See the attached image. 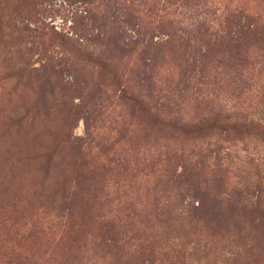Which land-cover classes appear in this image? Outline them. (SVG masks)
Masks as SVG:
<instances>
[{
  "label": "rangeland",
  "instance_id": "1",
  "mask_svg": "<svg viewBox=\"0 0 264 264\" xmlns=\"http://www.w3.org/2000/svg\"><path fill=\"white\" fill-rule=\"evenodd\" d=\"M94 1L88 4L78 0H0V264H97V258L107 253L104 246L99 248L95 238L96 200L80 202L77 197L72 217L68 220L65 216L60 217L48 192L52 183L44 185L41 182L36 171L37 161L32 158L40 145L49 141L46 135L36 137L37 134L52 126L54 133L58 134L68 124L73 136L83 137L85 117H90L94 127L91 131L116 141L114 155L109 158V161H115L104 168L106 173L100 172L94 188L103 189L108 182L112 190L119 191L114 196L117 199L115 203L121 202L123 206L131 203L145 213L151 212L146 205H152L160 208L157 213L163 211L166 213L164 218L171 219L159 230L163 217L154 215L151 220L143 214L140 219L144 227L153 228L151 234L155 239L152 249L156 264H221L231 257L239 243H246L256 235L252 226L258 220L250 216L248 209L264 195L262 141L244 139L225 144L217 142V137L202 142L180 140L172 130L156 128L153 120H148L155 118V114L146 117L135 113L131 118L126 104L118 99L120 94L114 88L111 76L103 75L98 85V67L89 63L85 68L90 69L93 75L89 78L91 91L82 94L83 104L68 92L63 96L58 84L64 76L56 67L48 71V75L54 74L51 80L57 82L55 95L48 97L52 115L49 122L43 115L42 105L35 104L40 93L34 81L23 88L21 84L31 79L22 77L24 71L17 75L14 72L24 68L41 69L43 65L49 69L59 59L70 60L76 55L80 59L79 54L71 53L75 51L69 45H81L87 50L85 52L104 53V56L116 58L114 62L118 66L115 71L128 92L135 91L136 84H140L139 90L140 86L143 90L149 89L140 94L149 95L151 107L157 108L158 103H163L165 114L171 112L190 118L204 112L205 103L197 99L192 86L197 87L199 79L207 84V76L210 84L208 87L198 84L204 87L199 92L209 98L212 89L215 94H222L221 88L215 85L218 80L214 79L221 73L228 74L225 85H230V92L234 95L241 92L237 101L247 105V112L256 118L262 117L264 72L258 69L260 57L250 61L249 57L244 59L247 63L243 66L239 49L224 40H216V34L225 24H221L220 7L211 2H219L223 8L230 2L231 6L243 1L262 13L264 0H115V11L113 1ZM23 4L35 6V10L29 13ZM26 26L30 32H24ZM33 30L36 32L32 33ZM115 33L122 34V41H118L121 49H117L111 39ZM146 43L157 44L153 48L161 46L156 57L151 49L143 52ZM240 44L247 50L249 48L248 56H259L257 52L264 47V41L252 32L243 34ZM49 56L53 61L47 62ZM150 58L154 60L150 62ZM252 61L256 64L252 65ZM247 72H250L249 77ZM18 80L20 85L13 89ZM95 88L105 92V95H99V100L92 99ZM25 105L37 107L29 115L28 123L31 121V125L18 135L10 136L3 126L4 117L9 112L15 115L24 113ZM76 105L83 108L77 115L73 112ZM72 125L75 126L73 130ZM122 127L127 132L117 135ZM232 143L234 147L228 150L231 161L223 166L226 169L225 181L228 190L240 193L238 205L246 207L235 215L226 209L215 208L218 214L210 219L212 202L205 197L201 214L195 212L192 200L185 195L189 185L183 182L184 179L182 183L167 182L157 177L164 170L172 174L176 170L177 174L181 172L182 163L175 154L179 148L192 150L195 155L200 149H207L206 153L213 157ZM244 150L262 155L241 159L238 153L244 156ZM73 155L67 147L61 157L67 163L75 160L70 158ZM200 157L183 161L187 169L185 173L188 177L198 173L200 182L210 184L211 195V189L219 191L213 182L218 179L215 174H223L224 170L213 169L212 164H216L213 159ZM199 161L202 163L198 164ZM150 162L154 168L149 166ZM59 169L58 165L56 172ZM75 173L68 174L66 186L70 190L81 182ZM155 176L158 181L153 183L151 180ZM201 188L203 191L204 185ZM163 206L166 208H161ZM201 216L207 222H200L204 229L197 223ZM126 236L133 235L129 232ZM133 244L138 243L129 240L128 248ZM252 247L255 251L243 255L239 264H264V241L254 242ZM32 250L38 252L37 258L35 256L31 263L29 259L26 262L23 256ZM135 250L137 247L130 250V264L138 262V256L133 254ZM118 251L120 249L113 252ZM41 254L46 256L40 259Z\"/></svg>",
  "mask_w": 264,
  "mask_h": 264
},
{
  "label": "trees",
  "instance_id": "2",
  "mask_svg": "<svg viewBox=\"0 0 264 264\" xmlns=\"http://www.w3.org/2000/svg\"><path fill=\"white\" fill-rule=\"evenodd\" d=\"M78 1L88 4L95 3L94 0ZM108 1H113L112 8L115 11L117 9L114 7L115 0ZM211 3L220 7L218 8L222 12L220 19L223 18L221 24H225L224 27L216 34V40H224V42L228 43V45H233L236 49H239L238 52L241 53L243 58L240 60V64H243V66H245L247 63L244 62V59L247 60L249 57L248 60L250 61L251 59L256 60L258 57H260V62L257 64L258 69L264 72V47L263 49L257 48L259 49V52H257L258 55L260 53L259 56H248L249 48L247 50V47L243 48V45L241 46L240 44L242 36L246 32L255 33L258 35L260 40L264 41V12L261 13L259 10H254V7H250L248 3H244L243 1L241 3L237 2L232 4L231 6L230 4L232 2H230L227 4L228 7L225 6L223 8L222 4L219 2ZM23 5L29 11V13L35 10V6L31 7L30 4ZM24 32H30L27 26L24 28ZM31 32L34 33L36 30ZM121 38V33H115L111 37L113 43L116 44L117 49H121L118 42L119 40L122 41ZM155 45L157 44L152 45L150 43H146V47L144 48L143 52L147 53V51L151 49L154 51L153 55L156 57L158 52L161 51V46L153 48L152 46ZM78 46L79 47L69 45V47L72 48V51H75L71 53L79 54L80 59L76 55V57L70 60L68 59L63 61L59 59L58 61L54 62V65L49 66V69H45L46 65H43L41 66V69L30 68L28 70L24 68L14 72V74L17 75L18 72L24 71L25 74L22 75V77L31 79L28 82H23L21 84L23 88H26L30 81H34L35 87L37 86L40 93L39 100H37L35 104L42 105L41 109L44 111L43 115L49 122H51L49 118L52 115L50 109L48 108V97H53L55 95L57 82H53L51 80V77L54 74L48 75V71L56 67L58 72L60 71L59 74L64 76V78L62 77L60 84H58V88L64 93L63 96L65 97V93L68 92L70 95L78 97L81 104H83L85 99L82 94H88L91 91L89 78H92L93 75H91L90 69L85 68V64L89 63L98 67L97 69L99 76L97 77L96 81L98 85L99 81L103 79V75L105 76L106 74H109L111 76V82H113L114 88H116V91H119L120 94L118 99L122 100V102L126 104L130 111L128 115L131 118H133L135 113L146 117H149L151 114H155V118L151 117L148 118V120L150 121L152 119L156 128H168L172 130L176 133V136L180 138V140L182 139L186 141L193 140L196 142H202L209 138L217 137V139L215 138L217 142L222 141L225 142V144L231 143L233 140L235 142H241L244 139L259 140L264 143V116L258 118L252 116L251 113L247 112V105L245 104L244 106V102L239 103L237 101L241 97V92H238L236 95H234L233 92L229 91L230 85L228 84L226 87L225 82L227 81L228 74L222 75L219 73L216 78L214 77V79L218 80L217 84L215 85H217L218 88H221L220 90L222 94H215L214 89H212L211 97L209 98L208 95H203L201 92H199L204 87H199L198 84H203L205 87H208V84H210V79H207V76L205 81L207 84L202 83L199 79L198 83H196L197 87L192 86L196 91L194 95L197 94V99L205 103L204 107L206 110L204 112L190 118L184 117L181 114L173 115L171 112L165 114L163 112L165 108L163 103H158L157 108L151 107L149 95L140 94L142 91L149 89L145 88L143 90V87L140 86L141 90H139L140 84H136L135 91L131 90V92H128V89H126V86L122 85L120 80L121 78L115 71L118 66V63L114 62L116 58H112L111 55L104 56V53L96 54L93 51L85 52L87 50H84V47L81 45ZM153 60L154 58H150V62ZM48 61H53V57H47V62ZM146 61L147 60H145L144 63H146ZM251 64L255 65L256 62L252 61ZM249 74L250 72H247V77H249ZM19 80L13 89L20 85ZM124 83L126 84V80ZM239 86H237V88H239ZM185 89L186 88H184V90ZM100 94L105 95V92H101V89L95 88L94 93L92 92V99L99 100ZM98 106H101L99 102ZM23 108L24 113L15 115L12 112H9L4 117L5 121L3 126L5 127V132L9 133L10 136L18 135L23 128L31 125V121L28 123V118L32 109H36L37 107H29L25 105ZM80 109H83L82 106L76 105L75 109L73 110L75 115L82 113V110ZM159 117H162L163 119ZM83 119L85 127L83 137L73 136L71 127L69 128L68 124H66V129L62 131L59 130L58 134L54 133L52 126L50 129H45L42 133L36 135V137L46 135L49 138V141L45 144H41L39 149H37L32 155V158L37 161L38 167L36 171L40 174L41 182L44 185L52 183V187L48 191L49 195L51 196L52 203L57 207L58 215H60V217L65 216L66 220H68L73 215L74 209L77 205V197H79L80 202L89 201L91 199L96 200L98 205V209L96 210L98 212V216L96 218L95 238L98 240L96 242H98L99 248L104 246V249L107 251L104 257L101 256L100 258H97V264H130L128 259L130 258L129 256H131L130 250L132 247H137L138 249L133 253H136L138 256V262L136 264H156L157 260L154 258L155 253L152 249L154 247L152 241L153 238L155 239L154 235L151 234L153 228L151 229L150 227H144L142 222H140V219L142 218L143 214H146L151 220H153L154 215L164 218V214L166 213L163 211L157 213L156 210H159L160 208L154 207L152 205L148 206V204L146 205V208L151 212L145 213L143 210H139L131 203H125L126 206H123L121 202L115 203L117 199L114 198V196L115 194H119V191L112 190L109 187L108 182L103 189L98 187L94 188L95 184H98L96 179L101 174L100 172L106 173V169L104 170V168L107 166L110 167L113 161H115L113 159L109 161V158H111L110 156L114 155L112 152L114 151L116 141H112V138L98 136L94 130L91 131L94 127H92L90 117H85ZM74 127L75 126L72 125V130ZM126 132L127 131L125 128L122 127L119 131H117V135L119 134L122 136ZM67 147H69L74 154L72 157H70L75 159L73 162L68 161L65 163L63 160L64 157H61L63 149ZM233 147L234 143L230 144L226 148H223L222 152L214 154L213 157L206 153L208 152L207 149H200L195 155L193 153L194 151L192 150H187L183 147L179 148L175 151V154H177V158L180 159L182 163L180 166L181 172L177 174L176 170L172 174L168 173V170H164L163 173L158 174L157 177L160 180L166 179L167 182L179 181L182 183V180L184 179L183 182L188 183L189 185V190L185 195L192 200L191 204L195 212L201 214V209L204 208L203 202H205V197L210 199V202H212L211 209L213 212L211 213L210 219H212L214 216H217L218 214L215 208L217 210L226 209L229 211V213L235 215V213L239 212L240 209L246 210V207L242 208L238 205L239 202L237 198L239 197L240 193L237 190H228V184L225 181L226 169H223V166L228 162V160L231 161V159H229L231 157V153L228 150ZM263 149L264 144H261L260 151ZM244 153V156L240 155L239 153L238 156H240L241 159H244L258 157L262 154L264 155V151H262V154H257L253 152L250 153L248 150H244ZM196 157L213 159L216 162V164L214 162V164H212L213 169L218 167V171L224 170L223 174H215L218 179L213 180V182L216 183L217 190L219 191L211 189V195L214 194L212 197L210 195V184L203 181L200 182L198 173H194V175L190 177H188V174L185 173L187 169L185 168L183 161H188V159L194 160ZM240 158H238V160H240ZM197 163L201 164L202 161ZM58 165L61 167V170L59 169L56 172L55 169ZM150 165H152V162H150L149 166ZM152 167L154 168V164ZM69 173H75V177L78 176L79 179H81L80 183L75 182L76 187L73 190H70L66 186ZM156 179L157 178L155 176V178H152L151 182H157L158 180ZM225 184L226 188H224ZM80 185L81 187H79ZM201 185H204L203 191L201 190ZM91 187L94 189H90ZM262 198V200L259 198L254 203V205L248 209V211L251 213L250 216L256 217L258 220L256 224L252 226L256 235H254L252 239L249 238L246 243H239L236 251L230 254L231 257L227 258V260L221 264H239V260L243 255L255 251V248L252 247V243L264 241V195ZM161 208L165 209L166 207L163 206ZM138 210L140 213H137ZM61 213H64V215H61ZM197 219L198 225L204 229L201 223L202 221L206 222V220L202 218V216ZM169 222H171L169 217L164 218L159 223L161 226L158 227V230ZM129 232L133 236L128 238L126 235ZM129 240L138 244L135 246L133 244L131 248H128L127 245ZM247 248L249 249L247 250ZM119 249L120 251L117 253L113 252ZM36 254H38V252L32 250L30 254H25V256H23L24 260L26 261L29 259L28 262L31 263V260L35 261L37 258ZM45 256L46 254H41V256L38 258L42 259ZM40 259H37V262H39Z\"/></svg>",
  "mask_w": 264,
  "mask_h": 264
}]
</instances>
